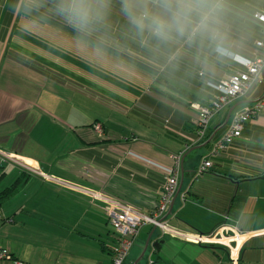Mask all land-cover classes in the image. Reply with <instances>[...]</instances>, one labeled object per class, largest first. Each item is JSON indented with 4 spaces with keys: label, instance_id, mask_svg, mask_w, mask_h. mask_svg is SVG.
I'll return each mask as SVG.
<instances>
[{
    "label": "crops",
    "instance_id": "1",
    "mask_svg": "<svg viewBox=\"0 0 264 264\" xmlns=\"http://www.w3.org/2000/svg\"><path fill=\"white\" fill-rule=\"evenodd\" d=\"M233 1L264 12L260 0ZM63 7L64 0H0V152L11 155L3 161L0 154V190L16 184L0 201V224L10 234V242L0 240L9 254L0 264H30L21 244L36 239L57 240V264H112L106 205L91 193L103 191L151 214L176 155L178 187L164 217L175 235L143 224L126 264H264V112L212 154L230 116L264 95V84L216 113L203 140H186L197 116L188 103L208 105L211 91L171 74L170 52L164 65V49L175 51L180 37L153 40L156 70L93 40L92 23L83 32ZM218 21L214 16L179 47L188 54L184 61L201 53L212 75L224 76L235 67L212 48L234 42ZM123 39L116 45L124 46ZM254 51V57L261 52ZM94 122L102 124L101 133ZM204 160L211 167L197 173ZM185 235L215 240L194 243Z\"/></svg>",
    "mask_w": 264,
    "mask_h": 264
},
{
    "label": "built area",
    "instance_id": "2",
    "mask_svg": "<svg viewBox=\"0 0 264 264\" xmlns=\"http://www.w3.org/2000/svg\"><path fill=\"white\" fill-rule=\"evenodd\" d=\"M254 18L264 24V12H255ZM255 45L261 50L260 54L244 62L243 70L229 74L220 80L217 84L218 94L214 96L209 105L201 106L197 103L192 104V107L199 113L196 131L197 141H201L206 137L209 122L216 113L230 106L234 101L246 97L256 84H264V40H256ZM227 56L230 59L234 58V54L230 52L227 53ZM262 112H264V95L252 103L244 104L239 110L234 111L229 118L226 130L215 142L212 154L216 153L220 148L228 146L234 139L240 137L244 124ZM93 128L95 132H102V126L99 123L94 124ZM0 154L3 161L11 156L6 152H0ZM180 158L181 155L175 156L176 164L168 173L166 181L161 189L159 200L151 214H144L135 206L124 203L103 191L91 193L92 198L100 200L106 205L104 210L115 238V244L111 254L112 264H126L127 256L143 224L153 225L155 228H158L162 234L175 235V230L167 224L164 217L168 205L177 192L178 164ZM24 166L32 171H37L38 175L44 180H49L51 178L49 174L43 172L39 168L33 167L31 164L24 163ZM210 167L211 162L209 160H204L197 166L196 172H204ZM185 238L194 243L207 244L213 241L212 239H215V235L206 237L202 235H196L194 237L185 235ZM1 258H9L8 251L4 248H0V259ZM12 263L26 264L20 260H15Z\"/></svg>",
    "mask_w": 264,
    "mask_h": 264
},
{
    "label": "trees",
    "instance_id": "3",
    "mask_svg": "<svg viewBox=\"0 0 264 264\" xmlns=\"http://www.w3.org/2000/svg\"><path fill=\"white\" fill-rule=\"evenodd\" d=\"M213 8L214 11L210 16L209 22H212L214 16L218 17V22L220 23L221 28H223L222 30L225 31L227 36H229V41L234 42V46L227 47L214 44L212 48V54L233 64V68L235 67L233 69L234 72L241 71L244 69V62L254 58L256 53L254 51L256 47L255 41L258 39L264 40V24L260 23L254 18V10L249 9V6H243L238 4V2H234L233 0H213ZM248 15L251 16V19L246 18ZM90 23H92L91 36L93 40L107 44L115 50L121 51L122 53L124 52L130 58H133L138 62L145 64L146 66L156 70L160 69L159 66L152 62V58H154L156 52L153 48V40L155 38L151 37L147 32L141 35L133 28L123 11L122 0H95L94 14L86 26L90 25ZM83 27L85 26H81L80 29L83 32L89 34V32L85 31ZM121 35L124 36L123 40L126 41V43L124 42V46L119 47V45H116L115 41ZM188 36L190 35H187L186 37H180V42H178L177 49L175 51L172 48L164 49L167 52L163 55V61L166 62L164 65L168 63L169 52L170 55H175L172 59L173 69L170 71V73H173L176 76H183L185 74L186 76H189L192 82H194V84L192 83L193 85H197L198 83L204 85V87L211 91L210 98L212 100L214 96L218 94V82L227 75H216L214 73L215 76H213L210 72L212 63H207L201 59L199 57L201 53L196 56L190 55L189 58L184 61L185 56H188V54H186L179 46L185 45L186 42L190 41ZM171 41L173 43L174 39ZM228 51L234 52V58L230 59L227 56ZM177 60H179L181 63L177 64ZM168 67L169 64L166 68ZM166 71L169 70L166 69L165 72ZM193 103L196 102L191 101L188 103L191 108H193ZM199 105L206 106L202 104ZM194 110L197 112V116L194 121V134L190 137L185 135H183L185 137H182L184 139L186 138V140L189 139V141L192 140L196 142L197 121L199 113L196 109ZM96 123L97 122H94L92 126H94ZM100 125L102 126V124ZM3 174L4 173L0 171V178L3 176ZM15 190V183L0 190V201L8 198L14 193ZM112 251L113 247L110 252L111 254Z\"/></svg>",
    "mask_w": 264,
    "mask_h": 264
},
{
    "label": "clouds",
    "instance_id": "4",
    "mask_svg": "<svg viewBox=\"0 0 264 264\" xmlns=\"http://www.w3.org/2000/svg\"><path fill=\"white\" fill-rule=\"evenodd\" d=\"M95 0H64L63 11L70 21L86 26L94 14ZM130 24L141 35L168 42L191 36L207 28L213 0H122Z\"/></svg>",
    "mask_w": 264,
    "mask_h": 264
},
{
    "label": "rangeland",
    "instance_id": "5",
    "mask_svg": "<svg viewBox=\"0 0 264 264\" xmlns=\"http://www.w3.org/2000/svg\"><path fill=\"white\" fill-rule=\"evenodd\" d=\"M260 1L264 3V0H260ZM240 2H241L240 4L243 6H251L250 3H245L243 1ZM96 89L98 90L97 92L101 91V88L96 87ZM99 93L104 96H108L103 92V90L102 92ZM95 106L99 107V104L96 101H92V107L94 108ZM8 227L9 225L7 224H0V240H2L3 242L4 240L10 242L8 238V236L10 235L7 230ZM21 247H23V249L28 250L30 254L29 255L30 259H27V261H29L30 264H57V255L59 253L58 250L62 249L61 246H60L61 248L58 247L57 240H46V239H41V240L36 239L34 241L29 240L28 242H26V244H21ZM51 257L54 258V263H50ZM60 264H62V262Z\"/></svg>",
    "mask_w": 264,
    "mask_h": 264
},
{
    "label": "bare ground",
    "instance_id": "6",
    "mask_svg": "<svg viewBox=\"0 0 264 264\" xmlns=\"http://www.w3.org/2000/svg\"><path fill=\"white\" fill-rule=\"evenodd\" d=\"M214 240H215V239H214ZM221 241H222V242H225V243L229 242L228 239H223V238L221 239ZM234 251H235V250H234Z\"/></svg>",
    "mask_w": 264,
    "mask_h": 264
},
{
    "label": "water",
    "instance_id": "7",
    "mask_svg": "<svg viewBox=\"0 0 264 264\" xmlns=\"http://www.w3.org/2000/svg\"><path fill=\"white\" fill-rule=\"evenodd\" d=\"M154 228H155V227H154ZM154 244H157V246H158V245L160 244V242H159V243L157 242V243H154Z\"/></svg>",
    "mask_w": 264,
    "mask_h": 264
}]
</instances>
